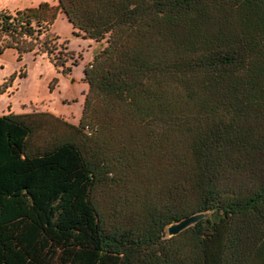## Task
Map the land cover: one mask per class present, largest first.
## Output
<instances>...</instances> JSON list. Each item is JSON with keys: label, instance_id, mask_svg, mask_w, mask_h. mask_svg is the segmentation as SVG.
I'll list each match as a JSON object with an SVG mask.
<instances>
[{"label": "trees", "instance_id": "1", "mask_svg": "<svg viewBox=\"0 0 264 264\" xmlns=\"http://www.w3.org/2000/svg\"><path fill=\"white\" fill-rule=\"evenodd\" d=\"M58 10L99 48L77 123L0 114V264H264V0L42 1L0 49L67 72Z\"/></svg>", "mask_w": 264, "mask_h": 264}, {"label": "rangeland", "instance_id": "2", "mask_svg": "<svg viewBox=\"0 0 264 264\" xmlns=\"http://www.w3.org/2000/svg\"><path fill=\"white\" fill-rule=\"evenodd\" d=\"M42 1L54 4L56 0H0V9L11 12ZM75 31L59 10L48 28V34L57 35L56 42L76 59L75 64L70 63L71 58L65 61L67 72L57 69L59 66L53 65L44 53L28 50L18 57L13 47L0 49V114L48 111L77 123L87 89L82 69L99 43Z\"/></svg>", "mask_w": 264, "mask_h": 264}, {"label": "water", "instance_id": "3", "mask_svg": "<svg viewBox=\"0 0 264 264\" xmlns=\"http://www.w3.org/2000/svg\"><path fill=\"white\" fill-rule=\"evenodd\" d=\"M208 213V210H197L185 214L177 219H171L164 227L165 235L170 236L177 233L184 227L193 224L196 220L204 217Z\"/></svg>", "mask_w": 264, "mask_h": 264}]
</instances>
